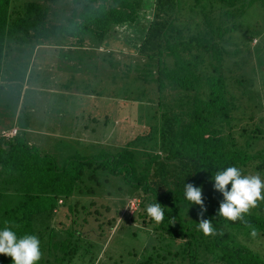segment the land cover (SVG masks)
I'll return each instance as SVG.
<instances>
[{
  "label": "trees",
  "instance_id": "1",
  "mask_svg": "<svg viewBox=\"0 0 264 264\" xmlns=\"http://www.w3.org/2000/svg\"><path fill=\"white\" fill-rule=\"evenodd\" d=\"M254 3L264 7V0H0V94L5 83L16 80L11 51L17 46L104 48L97 53L108 56L111 69L119 62L114 50L126 48L136 54L135 61L129 56L124 62L136 81L109 77L114 85L106 101L119 96L123 101L115 114L92 121L106 126L116 117L134 130L148 123L146 131H134L96 156L56 158L28 143L21 130L0 136V230L7 224L18 238L36 235L42 253L36 264H92L88 253L108 227L100 230V242L91 240L82 233L87 205L70 198L122 197L131 190L139 206L130 216L122 199L126 215L118 219L137 215L154 223L161 238L150 247L161 252L140 263L169 257V264H264V252L247 242L264 235V200L243 220L217 217L223 196L212 181L216 172L233 166L242 175L252 166L264 176V118L256 115L264 110V28L244 25L242 17ZM240 29L243 39L236 43L231 33ZM254 37L261 42L251 50ZM229 42L231 49L224 44ZM20 64L18 77H27L29 61ZM255 76L260 90L253 88ZM117 179L120 185H114ZM185 183L202 187L204 218L212 220L215 234L199 229L201 208L185 198ZM156 202L164 211L161 223L146 212ZM118 214L106 224H115ZM0 264H13L12 258L0 254Z\"/></svg>",
  "mask_w": 264,
  "mask_h": 264
},
{
  "label": "rangeland",
  "instance_id": "2",
  "mask_svg": "<svg viewBox=\"0 0 264 264\" xmlns=\"http://www.w3.org/2000/svg\"><path fill=\"white\" fill-rule=\"evenodd\" d=\"M246 10L247 12L242 16L244 25L258 23L264 28V7L254 3ZM255 28L258 29V26ZM119 30L120 28L114 29L116 37L120 36ZM255 31H259V29ZM241 37H243L242 29L231 33V39L236 43L243 39ZM263 39L264 34L261 40ZM261 40L259 37H254L250 43V49L253 50ZM224 44L229 49L234 47L232 42ZM101 50L103 51L104 48L93 49L89 46L58 48L42 44L33 50L31 45L17 46L16 50L11 51V55L16 52L15 60L11 65L13 78L16 80L5 83L6 86L1 91L0 120L3 123L13 121L17 130L23 131V136L28 143L56 158H63L62 156L65 154L79 157L96 156L109 150L106 148L109 144H123V137L132 136L134 131L141 133L146 131L148 123L135 126L134 130L133 124L123 123L116 117H111L110 123L106 126L99 123L98 126H94L93 118L97 123L98 117L104 118L106 114H115L119 103L123 101L120 96L115 101L110 99L111 103L106 101L105 98L108 99L106 94L109 92V88L114 85L109 77L117 76L116 78H118L120 76L133 79V76L136 75L133 69L126 71L124 66V62L128 61L130 57L131 63L133 60L135 61V53L129 55L130 52L126 48L123 51L115 49L114 56L119 62L115 60L118 64L111 69L107 62L108 56H101L97 53ZM79 54L82 56L80 59L77 58ZM251 56L254 61L253 53ZM229 58L230 60L235 59L234 57ZM27 61H29L28 76L26 77L27 73H23L24 78H20L17 75L19 72H23L20 62ZM255 79L253 88L260 90L258 77L255 76ZM117 83L122 85V79H117ZM262 92L260 93L263 94ZM151 104L157 108L155 102ZM261 105L264 108V102H261ZM256 115H262L264 118V110L257 111ZM262 124L264 125V120ZM4 129L6 128H1L0 131ZM126 129L131 130L123 133ZM262 136L261 142H264V135ZM100 149L103 150L99 151ZM248 168L246 175L258 174L264 181V176L255 171L252 166H248ZM120 182L117 179L114 181V185H120ZM124 190L123 187L121 193ZM134 193L129 190L122 196L123 198L113 193H103L100 196L97 194L94 196H72L70 198L71 202L78 200L79 204L87 205L84 211H88L89 214H83L86 222L82 223V233L89 236L91 240L100 242L102 236L100 230H105L108 227L100 244L95 243L88 253L87 257L92 258V264H142L140 260H143L147 255L156 256L157 252H161L160 250L152 252L150 248L158 246L161 241L158 230L153 227L154 223L143 222L137 215L132 218V221H129L127 216H125L127 221L118 219L121 213L122 216L126 215L125 200L131 196L139 198L138 193ZM88 201H92V204L89 205ZM121 203L124 204L123 208ZM64 209L65 207H62L59 210L61 211L59 216L63 220H65ZM118 210L120 214H118L116 223L106 224L107 220L116 216ZM140 211L144 212V210ZM131 231H134L135 234ZM247 242L255 250L264 252V235L254 236ZM161 247L166 248V245L163 244ZM169 263L170 260L167 257L155 259L150 264ZM173 263L177 264V261L174 260ZM211 264L217 263L212 262Z\"/></svg>",
  "mask_w": 264,
  "mask_h": 264
},
{
  "label": "clouds",
  "instance_id": "3",
  "mask_svg": "<svg viewBox=\"0 0 264 264\" xmlns=\"http://www.w3.org/2000/svg\"><path fill=\"white\" fill-rule=\"evenodd\" d=\"M212 181L214 189L223 196L216 214L217 217L233 222L243 220L244 215L251 208L257 207L258 201L264 200V195H262L264 181L258 174L242 175L241 170L233 166L216 172L212 176ZM229 185H231L230 189ZM184 195L192 205H199L201 208L199 229L205 236L215 234L212 220L204 218L207 208L203 199L202 187L185 183ZM131 210L133 211V209ZM146 212L148 217L156 223H161L164 219L162 205L158 202L149 204ZM253 235L256 233L253 232ZM0 254L11 257L13 264H36L42 255L40 241L36 235L29 234L18 238L12 230V226L6 224L3 230H0Z\"/></svg>",
  "mask_w": 264,
  "mask_h": 264
},
{
  "label": "built area",
  "instance_id": "4",
  "mask_svg": "<svg viewBox=\"0 0 264 264\" xmlns=\"http://www.w3.org/2000/svg\"><path fill=\"white\" fill-rule=\"evenodd\" d=\"M17 132V127L16 126H11L9 128H6L2 131H0V136L4 138H11L13 137ZM138 199L135 197L128 198L126 201V209L128 210L129 215L131 216L134 211L138 208ZM60 202V200H58ZM133 209V211L131 210Z\"/></svg>",
  "mask_w": 264,
  "mask_h": 264
},
{
  "label": "crops",
  "instance_id": "5",
  "mask_svg": "<svg viewBox=\"0 0 264 264\" xmlns=\"http://www.w3.org/2000/svg\"><path fill=\"white\" fill-rule=\"evenodd\" d=\"M4 124V125H3ZM14 125H16L13 121H11V122H8V123H3L1 120H0V129L1 128H8V127H11V126H14ZM2 126H4V127H2Z\"/></svg>",
  "mask_w": 264,
  "mask_h": 264
}]
</instances>
